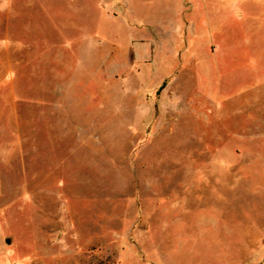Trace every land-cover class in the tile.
Masks as SVG:
<instances>
[{"label":"rangeland","instance_id":"rangeland-1","mask_svg":"<svg viewBox=\"0 0 264 264\" xmlns=\"http://www.w3.org/2000/svg\"><path fill=\"white\" fill-rule=\"evenodd\" d=\"M0 264H264V0H0Z\"/></svg>","mask_w":264,"mask_h":264},{"label":"crops","instance_id":"crops-1","mask_svg":"<svg viewBox=\"0 0 264 264\" xmlns=\"http://www.w3.org/2000/svg\"><path fill=\"white\" fill-rule=\"evenodd\" d=\"M243 3H245L247 0H241ZM213 42V41H212ZM215 48V47H214Z\"/></svg>","mask_w":264,"mask_h":264}]
</instances>
